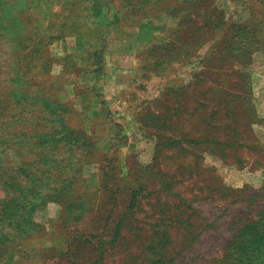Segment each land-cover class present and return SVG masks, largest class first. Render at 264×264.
<instances>
[{"label":"rangeland","instance_id":"1","mask_svg":"<svg viewBox=\"0 0 264 264\" xmlns=\"http://www.w3.org/2000/svg\"><path fill=\"white\" fill-rule=\"evenodd\" d=\"M0 264H264V0H0Z\"/></svg>","mask_w":264,"mask_h":264},{"label":"trees","instance_id":"2","mask_svg":"<svg viewBox=\"0 0 264 264\" xmlns=\"http://www.w3.org/2000/svg\"><path fill=\"white\" fill-rule=\"evenodd\" d=\"M245 27V26H244ZM27 232H28V230H26ZM24 232H25V230H24Z\"/></svg>","mask_w":264,"mask_h":264}]
</instances>
